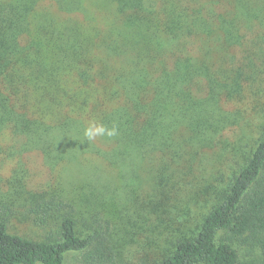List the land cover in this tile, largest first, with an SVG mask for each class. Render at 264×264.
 <instances>
[{
    "label": "trees",
    "instance_id": "16d2710c",
    "mask_svg": "<svg viewBox=\"0 0 264 264\" xmlns=\"http://www.w3.org/2000/svg\"><path fill=\"white\" fill-rule=\"evenodd\" d=\"M50 1L57 14L0 0V142L51 169L91 154L138 186L142 225L181 232L138 264H242L238 246L264 264V0ZM89 6L114 22L99 29ZM92 120L118 134L87 142ZM77 214L33 201L37 227L59 221L42 241L0 219V264H117L113 221Z\"/></svg>",
    "mask_w": 264,
    "mask_h": 264
},
{
    "label": "rangeland",
    "instance_id": "374dc122",
    "mask_svg": "<svg viewBox=\"0 0 264 264\" xmlns=\"http://www.w3.org/2000/svg\"><path fill=\"white\" fill-rule=\"evenodd\" d=\"M39 1L40 10L49 9L54 14L59 12L50 0ZM79 16V20L85 21L84 15ZM87 17L101 30L114 22L110 13L98 12L91 6L88 7ZM248 135V139H253L257 132L253 128L248 131ZM22 148L20 145H11L8 140L0 142V219L7 220L11 233L38 241L55 233L59 221L55 220L48 228L42 229L33 223L29 215L32 202L44 196L62 197L73 203L78 211L81 228L85 224H92L98 218L113 221L118 240L115 246L117 264H138L144 254L153 255L157 248L155 244L166 249L178 240L181 232L176 234L177 230L174 228L177 226L173 225L171 232L168 230L169 235L162 238L161 229L152 226L154 221L142 225L139 219L142 212L138 209V200H144L141 191H136L138 186H124L118 174L104 160L87 154L78 159L74 158L69 164H61L56 169H51L40 152H24ZM217 160L218 157L210 164ZM200 207L199 211L196 209L193 212L198 219H190L189 225H197L199 214L207 212L210 206L203 210V206ZM166 226L167 224L163 229ZM237 248L242 264H253V260L258 259L259 255L247 252L240 246ZM65 264L81 263L76 255L70 254Z\"/></svg>",
    "mask_w": 264,
    "mask_h": 264
},
{
    "label": "clouds",
    "instance_id": "9594fccd",
    "mask_svg": "<svg viewBox=\"0 0 264 264\" xmlns=\"http://www.w3.org/2000/svg\"><path fill=\"white\" fill-rule=\"evenodd\" d=\"M118 134L115 125L107 127L96 120L89 121L83 129V137L87 142H93L99 137H114Z\"/></svg>",
    "mask_w": 264,
    "mask_h": 264
}]
</instances>
